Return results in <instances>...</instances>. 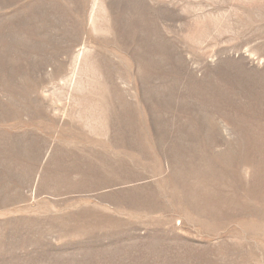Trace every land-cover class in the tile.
Instances as JSON below:
<instances>
[{
	"label": "rangeland",
	"instance_id": "obj_1",
	"mask_svg": "<svg viewBox=\"0 0 264 264\" xmlns=\"http://www.w3.org/2000/svg\"><path fill=\"white\" fill-rule=\"evenodd\" d=\"M0 264H264V0H0Z\"/></svg>",
	"mask_w": 264,
	"mask_h": 264
}]
</instances>
